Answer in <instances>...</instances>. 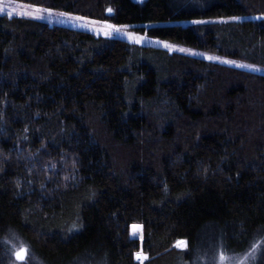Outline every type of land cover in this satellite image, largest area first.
Segmentation results:
<instances>
[{"label":"trees","instance_id":"16d2710c","mask_svg":"<svg viewBox=\"0 0 264 264\" xmlns=\"http://www.w3.org/2000/svg\"><path fill=\"white\" fill-rule=\"evenodd\" d=\"M15 1L264 68V0ZM22 244L31 264H264V74L0 14V264Z\"/></svg>","mask_w":264,"mask_h":264},{"label":"rangeland","instance_id":"374dc122","mask_svg":"<svg viewBox=\"0 0 264 264\" xmlns=\"http://www.w3.org/2000/svg\"><path fill=\"white\" fill-rule=\"evenodd\" d=\"M0 14H7L9 16H21L38 19L43 22H47L52 25L65 26L73 29L83 30L91 32L97 36L107 37V38H118L129 42H134L143 46H153L162 48L164 50L170 51L172 53L184 54L192 56L195 58H201L212 62L222 63L231 66L240 67L241 64H238L237 61L216 54L208 53L203 50L190 48L175 42L168 40H161L156 38H151L146 34L138 33L133 27L125 25H116L110 21H97L87 17L74 15L66 12H61L53 9L37 7L29 4H24L15 0H0ZM238 18L235 19H223L219 21H238ZM111 25L113 28H109ZM183 25H192L190 22H184ZM152 27V26H147ZM114 29H119L115 31ZM183 50V51H182ZM209 57H215L217 59H209ZM243 68H246L250 71L264 74V68H260L253 65H243ZM135 226V228H134ZM131 228V237L136 240L142 239V227L139 225H134ZM138 226V227H136ZM141 229V230H139ZM135 232V234H133ZM22 248L28 250L26 244L13 246L8 250L5 259L15 258V254L19 252ZM28 252V251H27ZM144 257L142 254H140ZM29 258V257H28ZM27 258V260H28ZM22 264H31V258L28 263ZM143 262L145 259H138ZM220 262L217 264H245V259H229L228 257H220ZM33 263V262H32Z\"/></svg>","mask_w":264,"mask_h":264},{"label":"snow or ice","instance_id":"6c2138e0","mask_svg":"<svg viewBox=\"0 0 264 264\" xmlns=\"http://www.w3.org/2000/svg\"><path fill=\"white\" fill-rule=\"evenodd\" d=\"M111 11V9H109V12ZM197 23H200L199 21ZM109 28H113V26L109 25ZM115 31H119V29H114ZM183 51V50H182ZM209 59H217L215 57H209ZM241 67H243V65H241ZM135 228V226H134ZM135 234V232L133 233ZM178 247H185L186 246V242H178L177 244ZM27 249L26 248H22L19 252H17V259L20 261H25L27 258ZM147 257H142L140 254H137V259H146Z\"/></svg>","mask_w":264,"mask_h":264},{"label":"water","instance_id":"95a60500","mask_svg":"<svg viewBox=\"0 0 264 264\" xmlns=\"http://www.w3.org/2000/svg\"><path fill=\"white\" fill-rule=\"evenodd\" d=\"M16 254H17V253H16ZM16 254H15V260H16L18 263L22 264V263H25V262H26V260H27V258H28V252H27V258H26V260L23 261V262L17 259V255H16Z\"/></svg>","mask_w":264,"mask_h":264},{"label":"bare ground","instance_id":"6f19581e","mask_svg":"<svg viewBox=\"0 0 264 264\" xmlns=\"http://www.w3.org/2000/svg\"><path fill=\"white\" fill-rule=\"evenodd\" d=\"M136 227H138V226H136ZM139 230H141V229H139Z\"/></svg>","mask_w":264,"mask_h":264}]
</instances>
